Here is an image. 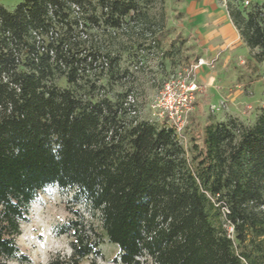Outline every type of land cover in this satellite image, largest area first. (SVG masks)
<instances>
[{"label":"trees","instance_id":"1","mask_svg":"<svg viewBox=\"0 0 264 264\" xmlns=\"http://www.w3.org/2000/svg\"><path fill=\"white\" fill-rule=\"evenodd\" d=\"M145 1L0 4V264H30L15 237L52 185L88 197L101 233L71 221V255L50 264L99 255L102 237L121 264H264V108L250 124L206 125L189 154L174 127L113 89L128 71L98 32L128 31ZM226 5L263 61L262 6Z\"/></svg>","mask_w":264,"mask_h":264},{"label":"rangeland","instance_id":"2","mask_svg":"<svg viewBox=\"0 0 264 264\" xmlns=\"http://www.w3.org/2000/svg\"><path fill=\"white\" fill-rule=\"evenodd\" d=\"M20 1L0 0V4L12 10ZM248 1L241 6L247 9L257 3L264 12V0ZM181 4L182 0L145 1L139 19L129 25L128 31H118L112 37L98 32L101 39L97 46L119 55L120 67L128 71L113 89L130 91L139 116L176 128L190 154L192 142L202 143L206 125L229 118L245 124L253 122L264 108V60L256 61V50H243L242 46L229 57H200L183 32ZM88 32L92 35L97 31ZM200 58L204 63L195 67ZM58 83L64 85L65 81L59 79ZM213 105L221 106L215 109ZM99 216L93 213L88 197H75L73 190L48 186L28 207L15 244L30 264L68 259L72 236L62 228L78 219L87 229L94 227L101 233ZM99 249V255H89L78 264H121L116 260L117 246L106 237H102Z\"/></svg>","mask_w":264,"mask_h":264},{"label":"crops","instance_id":"3","mask_svg":"<svg viewBox=\"0 0 264 264\" xmlns=\"http://www.w3.org/2000/svg\"><path fill=\"white\" fill-rule=\"evenodd\" d=\"M227 0H182L181 26L202 58L229 57L237 47L248 48L228 13ZM201 59V58H200ZM203 60V59H202Z\"/></svg>","mask_w":264,"mask_h":264},{"label":"built area","instance_id":"4","mask_svg":"<svg viewBox=\"0 0 264 264\" xmlns=\"http://www.w3.org/2000/svg\"><path fill=\"white\" fill-rule=\"evenodd\" d=\"M249 3V1L248 0H242L241 1V5H247ZM76 8V7H75ZM124 30V28H119V29H111L110 30V34L112 35V36H115L116 34H117V32L118 31H123ZM34 34H35V32H34ZM49 35H51V32H49ZM84 36V35H83ZM202 63H204V61L202 60V59H199V61H198V63H197V65H195V67H197L198 65H201ZM221 105H213V107L212 108H215V109H219V107H220ZM176 129V128H175ZM177 130V129H176ZM178 131V130H177Z\"/></svg>","mask_w":264,"mask_h":264}]
</instances>
